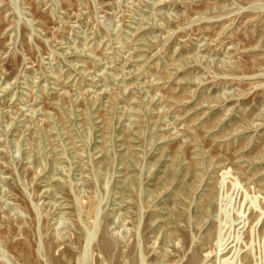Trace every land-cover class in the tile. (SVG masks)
Returning <instances> with one entry per match:
<instances>
[{
  "label": "rangeland",
  "instance_id": "374dc122",
  "mask_svg": "<svg viewBox=\"0 0 264 264\" xmlns=\"http://www.w3.org/2000/svg\"><path fill=\"white\" fill-rule=\"evenodd\" d=\"M0 264H264V0H0Z\"/></svg>",
  "mask_w": 264,
  "mask_h": 264
},
{
  "label": "bare ground",
  "instance_id": "6f19581e",
  "mask_svg": "<svg viewBox=\"0 0 264 264\" xmlns=\"http://www.w3.org/2000/svg\"><path fill=\"white\" fill-rule=\"evenodd\" d=\"M105 244H106V245H108V244H109V242L105 241Z\"/></svg>",
  "mask_w": 264,
  "mask_h": 264
}]
</instances>
